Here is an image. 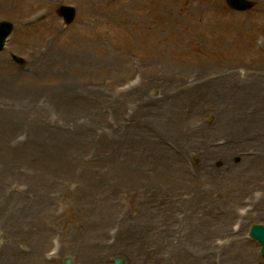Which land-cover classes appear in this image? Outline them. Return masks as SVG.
<instances>
[{"label":"rangeland","instance_id":"rangeland-1","mask_svg":"<svg viewBox=\"0 0 264 264\" xmlns=\"http://www.w3.org/2000/svg\"><path fill=\"white\" fill-rule=\"evenodd\" d=\"M252 1L202 0L196 25L148 0H52L33 37L0 0L14 24L0 53V264H228L237 238L264 264L249 235L264 225V0ZM62 5L77 9L69 25Z\"/></svg>","mask_w":264,"mask_h":264},{"label":"bare ground","instance_id":"bare-ground-1","mask_svg":"<svg viewBox=\"0 0 264 264\" xmlns=\"http://www.w3.org/2000/svg\"><path fill=\"white\" fill-rule=\"evenodd\" d=\"M5 4L12 5L19 12L21 22L27 23L25 26L27 30L30 31L31 35L35 37L38 32V28L41 27L46 22L42 21L39 16L43 10H47L51 7L52 0H1ZM150 2V11H152L155 17L161 16L163 20L167 23H175L178 20H192L197 25L201 24V7L202 0H182L184 4L182 5V15L178 16L176 7L173 3L174 0H148ZM112 11L113 16H118L120 19L132 20L130 16L133 14L130 12L129 5H123V3L111 1L107 3ZM137 22L144 27L146 23V18L139 15ZM76 44L79 46L89 44V41H81V39L76 40ZM75 70H80L76 68ZM169 73L167 76L169 77ZM179 86V84H178ZM172 86L171 88H173ZM175 89V88H173ZM5 127V124H2ZM1 133V130H0ZM254 175H252L253 177ZM249 244L243 239L237 238L236 241V252L229 258L228 264H259V259L254 252L248 247ZM84 248V247H83ZM225 264V263H224Z\"/></svg>","mask_w":264,"mask_h":264},{"label":"water","instance_id":"water-1","mask_svg":"<svg viewBox=\"0 0 264 264\" xmlns=\"http://www.w3.org/2000/svg\"><path fill=\"white\" fill-rule=\"evenodd\" d=\"M230 7L237 9V10H247L252 8L253 2L249 0H227ZM60 15L64 16L65 21L67 24L71 23L76 15V9L74 7L70 6H62L60 8ZM13 25L10 22H1L0 23V50L4 46V42L6 40V37L10 35L12 32ZM16 60L20 63H22V59L20 57H15ZM250 235L258 240L262 245V256L264 257V225L261 224H255L253 225ZM122 258H116L115 263L116 264H123ZM65 264H72V261L70 258H67L65 261Z\"/></svg>","mask_w":264,"mask_h":264}]
</instances>
